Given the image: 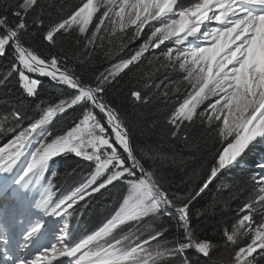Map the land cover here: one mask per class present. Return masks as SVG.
Returning <instances> with one entry per match:
<instances>
[{
  "label": "snow or ice",
  "instance_id": "obj_1",
  "mask_svg": "<svg viewBox=\"0 0 264 264\" xmlns=\"http://www.w3.org/2000/svg\"><path fill=\"white\" fill-rule=\"evenodd\" d=\"M65 7L53 0H11L0 7V58L9 66L0 86L15 74L22 103L35 111L30 123L0 146V174L9 177L0 190L5 259L12 264H194L195 256V264H217L214 252L224 247L232 249V264H264V174L254 178V195L238 208L231 225L213 229L220 236L216 242L200 227L216 208L215 193L195 207L218 177L264 146V0H82L61 15ZM152 21L159 23L144 33ZM213 22L218 26H209ZM129 26L134 29L129 41L145 36L130 55L120 56L127 47L121 43L115 53H105L113 62L91 78L69 63L91 58L106 38L111 43L117 30L124 33ZM65 40L72 44L66 47ZM162 45L160 67L180 70L188 84L167 120L170 138L199 150L200 141L190 135L199 121L220 142L200 183L176 191L166 186L165 169L186 166L195 156L136 144L116 95L124 77L139 71L145 54ZM45 80L55 94L44 95ZM127 95L134 103L147 102L134 86ZM9 102L0 97V104ZM9 118L16 124L29 119L23 107L0 113V133L15 131L5 128ZM70 157L77 163L65 168V175L76 173L80 161L90 171L57 197L48 177L58 174L57 158ZM259 167L264 170V162ZM117 182L123 186L120 203L97 229L77 237L70 220L81 212V202ZM34 189L39 198L26 201L19 221L27 224L21 250L45 233V218H58L62 226L56 242L32 258H17L7 247L8 209ZM242 237L250 242L239 246Z\"/></svg>",
  "mask_w": 264,
  "mask_h": 264
},
{
  "label": "trees",
  "instance_id": "obj_2",
  "mask_svg": "<svg viewBox=\"0 0 264 264\" xmlns=\"http://www.w3.org/2000/svg\"><path fill=\"white\" fill-rule=\"evenodd\" d=\"M9 2H11V0H0V7H3L4 4L9 3ZM63 3L66 6L65 8H69V6L72 3V0H62L61 4ZM52 11L54 12V15H56L55 10L53 9ZM128 31L129 30H125L124 33H121V32L119 33L121 35L128 34V36H130L132 33L131 31L130 32ZM115 39L121 40L122 38L116 35ZM63 43L65 44L66 47H69L72 44V41L65 40ZM136 47H138V45L134 47H130V48L126 47L130 49V51L126 52L128 50L125 51L123 49V52L122 54H120V56L126 57L127 55H130L131 50ZM96 53H97L96 51H93L91 58L84 56L81 60H77L78 62L72 63V65L74 64L77 72L83 73L86 76V78H91L92 76L98 74L99 72L105 69L104 66L106 65L107 62L101 59L102 57H104V55H102L101 53H98V54ZM145 56L147 57V59L141 60L140 69L142 68L144 70L146 69L153 70L152 72L149 73V75L151 76L154 74L158 75L160 79L159 82H164L161 80V77H165L163 79L170 82V84L168 83L167 86L171 94L174 95L176 92L180 93L179 95L180 98L176 101V104L178 103V101L182 102V99L185 95V89L188 88V85L185 83V80H183V76L181 75L180 70L173 69V68L163 69L162 67H160V64L165 63L163 55H151L150 54V55H145ZM116 58L118 59L120 57H116ZM149 61H151L150 64H149ZM102 62H104V65L100 67L99 64ZM145 63H147V66H142ZM0 66H2L3 68L8 67V65L5 62L3 63V60L0 61ZM138 73L139 71H134L132 73H129L128 76H125L122 82V85H121V91L116 93V95L119 97L118 107L121 109L122 114L126 115L127 117V121L129 124V128L132 132L134 142L138 145H141L142 142H145L155 147H156V144H163L167 142V144L170 147L174 148L175 150L177 149L179 151H182L181 149L190 150V148L186 147L184 143L181 142L179 139L172 140L170 138L169 132L171 128H170V125L167 124V120L170 114H169V108L165 106V103L163 100L164 95H161L159 98L160 104H158V106H155L156 108H153L154 101H158V100L153 99L152 96L150 95H152V93L156 91L157 87H152L150 85V82L147 81L144 76L139 77L137 75ZM133 86L137 90L141 91V93L146 96L147 102L134 103L132 100L129 99L127 95V89ZM177 88H179L180 91H176ZM11 90L12 91L9 93L8 89L2 88V86L0 87V97H7L9 98V101H10L8 104H0V113L10 112L11 109L13 108L23 107L26 110L29 119H25L22 122H25L26 120H30L31 116H29V113L31 114L32 109L28 107L27 103H22L24 101V97L21 94L20 90L18 89V86L13 85V89ZM49 92L50 90L46 86L45 93L48 94ZM179 103L177 104V106L179 105ZM72 114H75V113H72ZM14 126L16 125L14 124ZM190 133L192 134L193 141H200L199 150L191 149V150L196 151L197 153L196 159L197 157L201 156L202 161H199V162H202L204 164L203 165L204 167L210 166L214 158L215 151L220 146V142L218 141L215 132L208 134L206 129H200L199 132L196 129H194ZM13 135L15 134H10L8 132L0 133L1 137L6 138L8 140H10ZM189 143H191V141ZM191 161H194V159H191ZM168 169L173 172L170 175V177H172V180L171 182L168 183L172 186L173 191H176L177 189H185L189 187L188 183L183 178L182 167L178 168V167L172 166V167H169ZM201 173L203 174V176H201V178L203 179V177L206 175L207 172L205 173L201 172ZM226 186L227 187L234 186L238 188L239 191L236 192L237 197L232 199L231 197L228 196L225 198L226 203H230V204H226L228 206L227 209H225L224 207L225 202H223V199H218L216 197L217 199L216 208L214 210H209L208 215L202 218L204 220V223H202L200 226L201 234L206 236L208 239L214 242L218 241L220 239V236H219V233L214 232L213 229L220 228L224 225V222L222 221L223 220L225 221V217L227 216L228 213H229L228 216L233 218V216L237 213L238 208L242 206V204L248 200L252 192L250 183L248 180L241 179L234 183H227ZM120 189H121L120 187H114L113 189L110 190L109 193L103 194L98 198V202H101L102 206H104L103 209L104 208L108 209L111 206L112 203L108 202V200L112 197L113 198L117 197L120 192ZM215 192L217 191L214 190L213 192L211 190L209 193L205 194L203 198L200 199L195 204V207H200L201 205L211 200L212 195ZM238 196H239V203L234 205L233 203L235 202L236 199H238ZM259 220H260V216H259L258 221ZM164 221L167 222L168 218H165ZM167 235H170V233H167ZM195 258H196L195 256L192 257L194 264L196 260Z\"/></svg>",
  "mask_w": 264,
  "mask_h": 264
},
{
  "label": "rangeland",
  "instance_id": "obj_3",
  "mask_svg": "<svg viewBox=\"0 0 264 264\" xmlns=\"http://www.w3.org/2000/svg\"><path fill=\"white\" fill-rule=\"evenodd\" d=\"M53 2H54V4L57 7H59L61 5L62 0H55ZM81 2H82V0H72V3L69 6V8H65L64 12L61 13V15H66L68 11H70L74 6L80 4ZM97 15H99V13ZM106 24H108L107 21H106ZM209 26H211V27H217L218 25H216L213 22V23H210ZM109 27H111V25H109ZM117 28H118V26H117ZM126 30H129L128 32L131 31V33H132L134 29L132 28V26H129V28L126 29ZM116 35H118L122 39L121 40L120 39H115ZM127 37H128V34L127 35L126 34H122L121 35L119 33V31L117 30L116 34L111 37V43H108V39L106 38L105 41H104V43H103V47H97L95 49V51L97 52L96 54L101 53L102 55H104V57L101 58L102 60H104V61L107 62L106 65L104 66V68L108 67L113 62L112 57L110 55H105V53H115L117 51V49L120 47L121 43L127 45L128 48L134 47L136 45H139L142 42V40L145 38V36H141L140 38H138V39H136L134 41H129L127 39ZM99 43L100 42L97 41V44H99ZM128 48L125 47L124 50L125 51L128 50L126 52H129L130 49H128ZM122 52L120 54H122ZM96 54H94V55H96ZM1 60H2V58H0V61ZM76 62H78V61L77 60H71V61H69V63H71V64L72 63H76ZM103 65H104V62H102V63L99 64L100 67H102ZM73 66H74V64H73ZM142 66H147V63H145ZM8 67H4L3 68L2 66H0V80H2L3 77L8 74ZM163 69H165V68H163ZM152 71L153 70H149V69L144 70L142 68L141 69L139 68V73L137 75L139 77L144 76L145 79L150 82V85L152 87H157V85H159V87H157L156 91H154L152 93V95H150V96H152L153 99L158 100V101H154L153 108H156L155 106H158V104H160V99L159 98H160L161 95H164L163 96V100H164L165 106H167L169 108V114L171 115V113L177 107V104L180 102V101H178V103L176 104V101L180 98L179 97L180 93L179 92H176L174 95L171 94V92H170V90L168 89V86H167L168 83L170 84V82H168L165 79H163L165 77H161V80L164 81L166 84L164 82H159L160 79H159V76L158 75H156V74H154L152 76L149 75V73L152 72ZM180 73L184 77L185 74L183 72H181V71H180ZM13 76L15 77V74H12L9 82L7 84H5V85L2 86V88L8 89L9 90V93L12 91L11 89H13V85L14 86L17 85L16 84V81H15L16 80V77L14 78ZM185 83L187 84V81H185ZM45 85L48 87V89L50 90V92H52L53 94L56 93V90L53 89V88H51L48 85L47 80H45ZM165 92L167 93L166 95L164 94ZM44 95H47V93H44ZM34 115H35V111L32 109V112H31V114L29 113V116L33 117ZM10 119L11 118H9L8 121ZM10 121H12L11 123L15 124V122L13 120H10ZM23 123L26 124V125H28L30 123V120H26ZM23 123L20 122V124H16V127H17L16 131L17 132H19L22 127H24L23 125H21ZM198 124H197V126L195 128L198 132L200 131V129H205L204 127H202V125L200 124V122H198ZM190 135L192 137V134L191 133H190ZM139 146L142 147V148L147 149L149 146H152V145H150L149 143L142 142L141 145H139ZM156 147H158L159 149H161L164 152H168V153L177 152V153H180L184 157H188L189 155H194L195 156L194 161H191V159L188 160V163L186 165L187 167L184 166V165H182V164H180V163H177V164L174 165L175 167H178V168L179 167L180 168L182 167V170H183V172H182L183 173V178L185 179V181L188 183L189 186H197L200 183V181L202 180L201 176H203V174L201 172H204L205 173L208 170V167L209 166L208 167L207 166L204 167L203 166L204 164L202 162H199V161H202L201 156L197 157V159H198V161H197V159H196V154L197 153L194 150H188V149H186V150L185 149H181L182 151H179L178 149L175 150L174 148L170 147L167 144V142H165L163 144H156ZM172 173L173 172L170 171L168 168L165 169L164 179L166 181V186H168V183L171 182V180H172V177H170V175ZM5 180H6V176H4L3 174H0V188H1L2 184L5 183ZM217 183L218 182L214 181L213 185H210V191L211 190L213 192H214V190L217 191V192H215L216 197L218 199H223V202H225L224 203V207H225V209H227L228 206L226 204H230V203H226L225 198L228 197V196L231 197L232 199L235 198V197H237V193L236 192H238L239 189L236 188V187H234V186L233 187H227V186H219L218 187L217 186ZM37 187H39V186H37ZM40 191L42 192V188L40 189ZM39 194L40 193L38 191H36L35 189L32 190V191H29V192L24 193L23 195L25 196L26 200L22 202L21 211H23V209L25 207V204H26V201L32 200L33 197H35V198L38 199L39 198ZM238 203H239V196H238V199H236L233 204L236 205ZM228 214L225 217V221L223 220L222 222H224V224L231 225V223L236 219V214L237 213L233 216V218L232 217H229ZM248 242H250V240H249L248 237H242V238H240L238 244H239V246H243V245H245ZM214 256H215L216 261L219 262L220 264H232V249L231 248L220 247V248H218V249L215 250Z\"/></svg>",
  "mask_w": 264,
  "mask_h": 264
}]
</instances>
